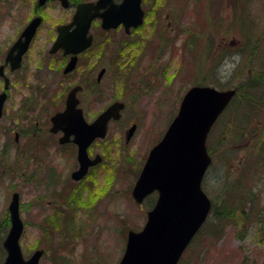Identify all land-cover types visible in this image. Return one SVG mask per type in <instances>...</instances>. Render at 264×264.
I'll return each mask as SVG.
<instances>
[{"label":"rangeland","instance_id":"rangeland-1","mask_svg":"<svg viewBox=\"0 0 264 264\" xmlns=\"http://www.w3.org/2000/svg\"><path fill=\"white\" fill-rule=\"evenodd\" d=\"M155 3L148 7L151 12L141 31L143 34L139 33L143 41H138L143 45L141 52H155L158 56L155 70L148 76L157 82L156 86L146 90L150 100L147 97L135 104L134 112L142 117L140 128L132 143L124 147L123 121L111 125L110 137L115 143L111 147H103L109 166L93 169L79 183L81 194L77 206L80 203L82 215L77 217L84 220L83 213H87L92 219L88 227L95 229L99 226L103 233L102 249H97V257L102 260L100 264H117L125 248L127 233L139 232L146 222V213L152 208L155 197L136 204L131 191L141 164L176 116L185 92L195 84L233 89L255 80L264 72V0H237L236 3L235 0H155ZM234 3L238 11L235 24H232L229 15L234 11ZM30 8L28 0H0L2 44L11 41L27 23ZM181 8L186 9L185 16L180 14ZM43 14L45 21L38 29L36 40L38 51H44L56 21L69 18V13L62 10L46 9ZM169 29L176 31L178 36L167 37ZM237 45L243 48L236 52L242 59L239 61L230 56L235 54L231 50ZM223 54L229 59L222 63ZM36 71L33 65L19 75L0 119V152L3 149L0 154V263L5 258L2 241L9 227L7 207L16 187L21 192V219L25 225L19 241L24 259L37 249H43L39 264H90V260L79 257L81 248H78V242L67 248L60 244L66 239L61 230L63 220L53 218L47 221L52 203L48 205L45 199L50 200V189H34L25 185L30 174L23 165L28 157L26 151L22 150L18 156L11 145L4 149L9 143L10 130L19 131L29 122L23 116L32 122L35 118L40 119L36 113H23L21 110L27 88L22 90L20 85L24 81L26 86L35 85ZM137 87L138 94L141 91L140 86ZM245 89L248 94L246 92L242 99L232 104L207 140L213 162L202 188L215 209L227 216H219L216 210L210 213L179 264H264V124L254 122L258 127L246 124L248 104L253 105V109L262 107V111L264 93L259 88ZM114 94H117L115 88L92 111L99 109ZM254 95L258 97L257 103L252 100ZM229 124L234 126L228 128ZM241 131L245 133L240 135ZM247 133L248 138H241ZM257 134L261 135L256 138ZM21 143H24L21 149L28 148L27 141ZM53 168L58 169L56 173L61 177L67 169L70 170L59 166L58 159H55ZM51 174L49 170L36 179L46 182ZM37 193L41 201L31 202ZM62 204L57 203L59 213L68 211V204L65 208ZM50 227L51 235L48 232ZM94 259L95 255L92 261Z\"/></svg>","mask_w":264,"mask_h":264},{"label":"flooded vegetation","instance_id":"flooded-vegetation-1","mask_svg":"<svg viewBox=\"0 0 264 264\" xmlns=\"http://www.w3.org/2000/svg\"><path fill=\"white\" fill-rule=\"evenodd\" d=\"M28 1L31 8L30 17L27 22L33 17L39 16L42 19L41 23H43L45 21L43 12H45L46 9L68 12L69 18L56 21L57 24L54 26L51 34H49L48 40L44 45V51H38V47H36L38 27L25 52L20 56L19 61L13 57L8 59V52L12 45L19 39L21 31L27 23L11 41L3 42V44L0 42V92H6L7 100H9L11 89L14 86L16 87V85H14L17 83L16 79H19V75L23 71L29 70L31 66L35 65L36 72H38L35 75L37 78L35 80V85L26 86L24 76L21 75L24 83H22L20 87L22 90L27 88L25 90L27 91V95L22 98L21 110L23 113H36L40 117L39 120L35 118L34 122H32L30 118L23 116L26 121L29 122L19 131L10 130L8 136L9 143L5 144L4 149H7V146L11 145L15 154L18 156H20L22 150H25L28 154V157L24 159L23 165H26L30 174L26 182L22 180V184L24 182L27 187L31 186V188L34 189L41 187L43 190L46 188L50 189L48 194V199L50 200H45L48 205L52 203V210L48 213L46 218L47 221L53 218L63 220L61 230L63 231V235H66V239L64 240L65 242L60 240V244L67 248V246H73L75 242H78V248H81L79 257L82 260H90V264H100L99 261L102 260L97 257V249H102L101 237L103 233L99 226L95 229H90L88 227L92 219L88 217L87 213H83V215H85L84 220H80V218L77 217V215H82L79 211L82 209L80 203L79 206H77V201H79L81 194L79 192V183L82 179L87 177L93 169L100 166H104V168L109 166L107 154L103 147H111L113 143H115L113 138L110 137L112 130L111 125L119 124L123 121L124 147L130 145L134 140L142 120V117L134 112L135 104L140 99L145 101L147 97L150 100V95L146 90L150 89L152 85L156 86L157 82L155 79H153V82L152 77L148 78V76L149 74H153L158 56L155 52H141L143 45L139 44L138 41L141 43L143 41V37L140 36V34H143L141 31L145 27L146 20L137 28H130L126 31L122 25L105 29L101 26V20L98 17L92 19L90 28L87 32L90 36V45L87 48L77 53H67L66 48L70 46L67 44L63 46V44H61L59 48L53 51V45L57 36V27L67 25L71 22L72 16L78 5L87 2H96V0H67V4H62L60 0H44L42 5L38 4V0ZM122 1L123 0H111V3L113 7H118ZM236 1L237 0H235V3ZM235 3L234 14L232 13L229 15V18H233V20H236L238 11ZM150 4L153 6L157 3H155V0L140 1L141 9L145 14L151 12L148 8ZM185 10L184 8L179 9L180 14L182 13L185 16ZM102 11V9L99 10V12ZM185 22L186 21L183 23ZM73 28L74 26H71L70 30ZM185 28L188 27H184V29ZM168 32L170 34H166L167 37L178 36V33L173 29H169ZM136 34H138L139 37L138 35L136 36ZM222 49V53H224L225 46L222 47ZM16 52L17 51L11 54V56H15ZM74 58L73 68L66 71L67 65L73 61ZM225 59V55L223 54L221 56L222 63ZM14 65L18 66L16 67ZM41 72H43V74H41ZM172 75L173 74L170 76ZM6 78L8 80L7 87H5ZM137 85L140 86L141 91L138 94ZM114 88L117 90V94H114L113 97H111V95V98L109 97V100L107 99L106 102L104 101L99 109L92 111L93 107L96 106L98 102L101 103L109 92H113ZM30 92H33V94L31 95ZM70 94H73L72 103H74L70 112L74 113L80 111L81 117L67 118L63 116V123L65 124L66 121L72 122L73 126H69L68 130H66L67 124L55 128L53 119L57 114H65L68 96ZM114 103L122 107L119 111L120 117L116 120L110 118L107 123L105 137L103 139L94 138L85 148L88 160H97L98 162L89 166L86 174L75 181L72 178V174L79 168V147L82 144V140L81 144L77 142L81 137V133L76 132V127H81L80 124L83 121L87 125H91L99 114ZM149 104L150 102L146 106ZM130 107H132L133 110L130 109ZM133 126L135 130L130 136V139H127L128 131ZM72 129L73 131H71ZM120 138L121 136L119 139ZM23 140L28 142V148H20V146L24 144L21 143ZM55 159L59 160V166L63 165V168L70 169L69 171L67 169L62 177L57 175L56 170L58 169L53 168ZM49 170L52 171V174L48 181L44 182V179L41 181L36 179L38 175L46 174ZM14 193L18 196L21 215V192L15 187V190L11 193V197ZM152 196H154L156 200V193L149 197ZM40 199L41 196L37 193L32 196L31 202L41 201ZM59 202H63V208L68 204V206H66V208L68 207V211L59 213V211H57V203ZM7 215H9L8 210ZM46 225L48 226V224ZM88 251L90 252L88 253ZM94 255L95 259L92 261Z\"/></svg>","mask_w":264,"mask_h":264},{"label":"water","instance_id":"water-1","mask_svg":"<svg viewBox=\"0 0 264 264\" xmlns=\"http://www.w3.org/2000/svg\"><path fill=\"white\" fill-rule=\"evenodd\" d=\"M60 1L62 4L66 3V0ZM110 1L98 0L95 4H82L70 25L58 28L59 35L53 45V51L61 44L70 46L66 48L67 53H77L87 47L90 37L85 39V36L91 20L96 16L101 18V26L105 29L122 24L127 31L130 27L136 28L142 23L140 0H124L118 7H113ZM42 2L43 0H39V4ZM100 8L105 10L99 13ZM40 22L39 17L29 22L10 49L8 59L13 57L19 61ZM73 25L76 26L74 30L68 32L69 27ZM15 51L16 55L11 56ZM74 60L69 63L66 71L73 68ZM234 94L232 89L220 91L210 86H193L184 94L177 115L161 141L150 150L133 186L131 195L137 204L154 191L158 195L155 205L147 213L142 230L128 232L125 251L118 264H177L182 252L209 213L211 203L201 189L202 178L211 163L205 141L211 126ZM5 99L6 94H0V116ZM72 101L73 94H70L65 114H57L53 119L55 128L67 124L68 130L69 126H73L72 122L66 121L64 124L63 116L81 117L80 111L70 112L74 106ZM121 108V105L114 103L91 125L82 120L81 127H76V132L81 133L77 142L81 144L82 140V144L78 156L80 165L72 174L75 181L86 174L89 166L98 162L87 159L85 148L94 138L104 137L109 119H117ZM134 129V126L129 129L127 139ZM8 212L10 228L2 244L6 251L2 264H38L42 250L35 251L28 260H24L21 254L19 238L23 223L19 215L16 193L12 196Z\"/></svg>","mask_w":264,"mask_h":264},{"label":"trees","instance_id":"trees-1","mask_svg":"<svg viewBox=\"0 0 264 264\" xmlns=\"http://www.w3.org/2000/svg\"><path fill=\"white\" fill-rule=\"evenodd\" d=\"M216 87H219V86H216ZM251 88V87H253V88H259L263 93H264V72H263V74H262V76H258L255 80H253V81H251V82H247L246 84H244V85H238V86H236V87H234L235 89H236V93H235V96L233 97V99L231 100V102H230V105L227 107V109L224 111V113H223V115L225 114V112H227V110L232 106V104H234V103H236V101L239 99V98H241L242 99V97L244 96V95H246V92H247V94H248V91L245 89V88ZM252 100L253 101H255L256 103H257V101H258V97L256 96V95H254L253 96V98H252ZM249 106H248V114H246V124L247 123H252V125L254 124V122H258V123H260L261 122V124H264V109L261 111V109H262V107H259V108H257V109H253L254 108V106L253 105H251V104H248ZM256 106L258 107V104H256ZM223 115H222V117H223ZM235 115H233V117H234ZM221 117V118H222ZM221 120V119H220ZM220 120H219V122H220ZM258 123H255L254 125L255 126H257L258 127ZM232 126H234V125H228V128H232ZM240 128V127H239ZM240 133V135L241 134H243V133H245L244 131H241V132H239ZM261 134H257V136H256V138L258 137V136H260ZM249 137V133H247V134H245L244 135V137L242 136L241 138H248ZM214 210H216L217 212H218V209L216 208L215 209V207L212 205V209H211V213H213L214 212ZM219 216H222V217H226L227 215H225V214H221V212L219 213H217ZM2 228V226L0 227V229ZM48 232H49V235H51L53 232H52V230H51V227H50V230L48 229ZM50 238H52V236H50ZM51 243H52V241H51Z\"/></svg>","mask_w":264,"mask_h":264}]
</instances>
